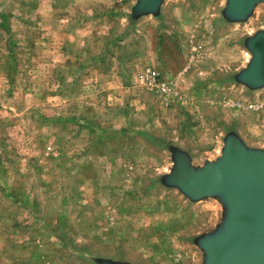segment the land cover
Wrapping results in <instances>:
<instances>
[{"label": "rangeland", "instance_id": "obj_1", "mask_svg": "<svg viewBox=\"0 0 264 264\" xmlns=\"http://www.w3.org/2000/svg\"><path fill=\"white\" fill-rule=\"evenodd\" d=\"M136 2L0 0V264H203L224 209L163 185L171 147L264 149V88L233 81L264 5L231 24L227 0Z\"/></svg>", "mask_w": 264, "mask_h": 264}, {"label": "water", "instance_id": "obj_2", "mask_svg": "<svg viewBox=\"0 0 264 264\" xmlns=\"http://www.w3.org/2000/svg\"><path fill=\"white\" fill-rule=\"evenodd\" d=\"M164 0H137L131 19L158 17ZM264 0H227L223 17L245 23ZM251 58L233 81L250 90L264 88V30L245 40ZM173 167L162 177L167 188L180 191L191 202L216 199L224 209L220 225L198 237L203 264H264V149L248 147L236 132L224 137L221 156L194 166L191 156L170 149ZM99 264H129L98 260Z\"/></svg>", "mask_w": 264, "mask_h": 264}, {"label": "built area", "instance_id": "obj_3", "mask_svg": "<svg viewBox=\"0 0 264 264\" xmlns=\"http://www.w3.org/2000/svg\"><path fill=\"white\" fill-rule=\"evenodd\" d=\"M158 77L159 75L155 70L148 69L145 74L140 75V80L150 88L157 87L163 91H166L165 85L158 81Z\"/></svg>", "mask_w": 264, "mask_h": 264}]
</instances>
